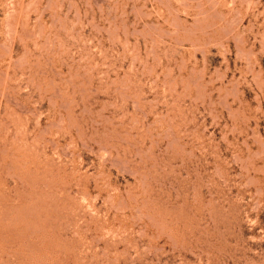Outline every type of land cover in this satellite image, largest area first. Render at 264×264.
Instances as JSON below:
<instances>
[{
	"label": "rangeland",
	"instance_id": "1",
	"mask_svg": "<svg viewBox=\"0 0 264 264\" xmlns=\"http://www.w3.org/2000/svg\"><path fill=\"white\" fill-rule=\"evenodd\" d=\"M0 264H264V0H0Z\"/></svg>",
	"mask_w": 264,
	"mask_h": 264
},
{
	"label": "bare ground",
	"instance_id": "2",
	"mask_svg": "<svg viewBox=\"0 0 264 264\" xmlns=\"http://www.w3.org/2000/svg\"><path fill=\"white\" fill-rule=\"evenodd\" d=\"M37 169V168H36ZM33 171V170H32ZM31 173V172H30ZM42 175V174H41ZM19 187V186H18ZM41 191V190H40ZM3 195V194H2ZM16 205V204H15ZM60 244V243H59Z\"/></svg>",
	"mask_w": 264,
	"mask_h": 264
}]
</instances>
